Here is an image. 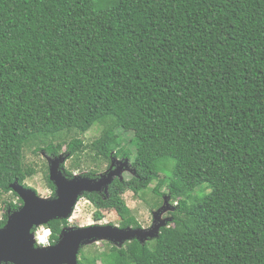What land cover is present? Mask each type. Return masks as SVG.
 <instances>
[{
  "label": "trees",
  "instance_id": "obj_1",
  "mask_svg": "<svg viewBox=\"0 0 264 264\" xmlns=\"http://www.w3.org/2000/svg\"><path fill=\"white\" fill-rule=\"evenodd\" d=\"M33 147H66L76 167L87 150L96 166L130 160V179L84 195L96 222L141 229L124 195L155 183L152 206L174 208L157 239L78 264H264V0H0V195L18 199L5 212L23 206L11 185L29 188ZM45 182L55 192L48 162ZM67 227L46 226L52 245Z\"/></svg>",
  "mask_w": 264,
  "mask_h": 264
},
{
  "label": "water",
  "instance_id": "obj_2",
  "mask_svg": "<svg viewBox=\"0 0 264 264\" xmlns=\"http://www.w3.org/2000/svg\"><path fill=\"white\" fill-rule=\"evenodd\" d=\"M46 159L56 197L41 198L35 190L20 185L18 181L11 185L13 192L23 201V206L11 212L6 225L0 229V264H78V256L84 245L97 241H108L119 249L133 241L145 245L157 239L160 230L171 221H163L160 214L154 213V226L149 230L100 224L83 228L67 227L62 230L56 244L38 246L34 229L45 227L52 221L69 220L85 194L108 195L116 179L123 181L125 171L135 174L130 160L113 158L111 167L104 174L94 177L75 174L69 177L63 169L65 157ZM162 211V216L174 211L167 198L162 210H159Z\"/></svg>",
  "mask_w": 264,
  "mask_h": 264
},
{
  "label": "rangeland",
  "instance_id": "obj_3",
  "mask_svg": "<svg viewBox=\"0 0 264 264\" xmlns=\"http://www.w3.org/2000/svg\"><path fill=\"white\" fill-rule=\"evenodd\" d=\"M102 127L96 126L90 132H88L84 137L83 140L86 145H91L96 139H98L101 135ZM123 144L126 146H133V149L136 148V142L134 138V134L131 132L122 133L121 134ZM35 148H30L25 151V164L27 166H34L37 169V173L32 176L31 178L27 179L26 185L31 189L35 190L41 198L44 199H55L56 193L49 189L45 182V174H46V164H47V157L44 153H39L38 155H34L33 150ZM67 149L66 147L61 152L60 156L65 157V162L63 164V169L70 170L74 175H85L88 172L95 170L97 174H104L110 167L107 163H101L97 161L98 166L95 165L94 154L87 150L80 156V164L79 167L75 166V161L73 159H69L67 156ZM131 175H133L130 171H125L122 175L124 179H130ZM123 179V180H124ZM156 183L151 185L150 188L145 192L143 196H135L131 192H127L124 195V199L127 205L132 210L133 215L136 217L137 221L141 225L142 229L149 230L154 226L155 216L154 213L160 214V218L165 221L166 217L169 215L165 213L159 212L162 210L164 206V202L161 205H158L156 208L152 206V202L155 201V195L153 194L152 190L155 188ZM202 188L196 190L193 194L194 198L201 197L200 194ZM165 191V189H163ZM203 192H209L208 189H204ZM102 195V194H101ZM106 195V194H103ZM142 195V194H141ZM17 203L18 199L14 197L12 194H2L0 195V220L3 219L4 215L7 213L8 216L11 212H5L4 209V202H13ZM97 209L84 197L80 199L77 207L73 215L69 218V227L74 228H83L92 225H112L115 227H120V218L114 212H104L105 218L101 222H96L94 219V213ZM170 217V216H169ZM47 230L46 226L36 229L37 236L43 235L44 232ZM118 248L113 243L108 241H97L92 244L84 245L80 251L82 254L79 256V259H83L85 255L87 257L90 255L92 259L97 256L103 257L104 261L111 262L110 258H112V249ZM89 257V258H90ZM98 264H104L103 260H99ZM109 264V263H106Z\"/></svg>",
  "mask_w": 264,
  "mask_h": 264
},
{
  "label": "built area",
  "instance_id": "obj_4",
  "mask_svg": "<svg viewBox=\"0 0 264 264\" xmlns=\"http://www.w3.org/2000/svg\"><path fill=\"white\" fill-rule=\"evenodd\" d=\"M36 241L37 245L41 247H50L51 244V232L50 230H46L43 235H38L36 233Z\"/></svg>",
  "mask_w": 264,
  "mask_h": 264
},
{
  "label": "clouds",
  "instance_id": "obj_5",
  "mask_svg": "<svg viewBox=\"0 0 264 264\" xmlns=\"http://www.w3.org/2000/svg\"><path fill=\"white\" fill-rule=\"evenodd\" d=\"M47 230H49V229H47ZM34 232H36V231H34ZM51 232V231H50Z\"/></svg>",
  "mask_w": 264,
  "mask_h": 264
},
{
  "label": "flooded vegetation",
  "instance_id": "obj_6",
  "mask_svg": "<svg viewBox=\"0 0 264 264\" xmlns=\"http://www.w3.org/2000/svg\"><path fill=\"white\" fill-rule=\"evenodd\" d=\"M30 188V187H29Z\"/></svg>",
  "mask_w": 264,
  "mask_h": 264
}]
</instances>
